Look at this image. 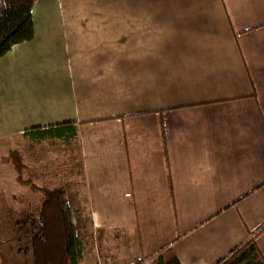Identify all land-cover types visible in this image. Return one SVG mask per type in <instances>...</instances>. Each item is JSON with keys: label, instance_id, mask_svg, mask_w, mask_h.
I'll return each instance as SVG.
<instances>
[{"label": "crops", "instance_id": "crops-1", "mask_svg": "<svg viewBox=\"0 0 264 264\" xmlns=\"http://www.w3.org/2000/svg\"><path fill=\"white\" fill-rule=\"evenodd\" d=\"M33 18L0 58V199L19 215L40 198L18 148L39 183L82 172V264H214L250 239L264 254V0H37ZM65 122L77 141L23 133ZM44 142L77 144L81 171L29 175Z\"/></svg>", "mask_w": 264, "mask_h": 264}, {"label": "trees", "instance_id": "trees-1", "mask_svg": "<svg viewBox=\"0 0 264 264\" xmlns=\"http://www.w3.org/2000/svg\"><path fill=\"white\" fill-rule=\"evenodd\" d=\"M37 0H0V29L9 23L14 28L5 36L0 32V58L15 44L35 36L33 9ZM70 127V129H69ZM37 140L77 141V126L72 122L33 127L23 132ZM8 160L16 170L19 185L38 193L41 207L15 221L14 238L25 242L19 251L33 255L34 264H82L94 241V220L90 199L84 189L82 172L62 183L50 185L27 178L30 168L21 149L9 151ZM162 264H181L176 253H169ZM214 264H264V254L254 239L237 245Z\"/></svg>", "mask_w": 264, "mask_h": 264}, {"label": "rangeland", "instance_id": "rangeland-1", "mask_svg": "<svg viewBox=\"0 0 264 264\" xmlns=\"http://www.w3.org/2000/svg\"><path fill=\"white\" fill-rule=\"evenodd\" d=\"M0 32L1 34L4 33L5 28H1ZM25 152L30 155V149H26ZM34 152L36 155H38V158H36L38 159V161L31 160L34 166H32L33 170L28 174L36 177L37 179L52 178L53 173L57 171V168L68 161H70V163H73V170L78 171V173L81 171V167L79 166V149L77 144H72L69 148H67L62 143L44 142L43 144L38 145V147L34 149ZM66 152L68 153L67 156L65 154ZM29 157L31 159V155ZM47 165L48 168H46ZM28 198L29 197L25 196L23 197V200H27ZM9 202L10 201L8 199H0V235L2 236L0 241V264H34L32 254L19 251V247L25 245V242H17L14 238L16 229L15 221L18 218L23 217L25 213H20L19 215H17L16 211L12 210V204H10V207H8ZM32 204V212H38L41 207V199H33ZM5 208H9L8 214L12 215H8L4 211ZM29 211L30 210L28 208L26 213H28ZM10 225L12 235L8 237V227ZM8 258H10V260ZM101 258L102 257H100V259Z\"/></svg>", "mask_w": 264, "mask_h": 264}, {"label": "built area", "instance_id": "built-area-1", "mask_svg": "<svg viewBox=\"0 0 264 264\" xmlns=\"http://www.w3.org/2000/svg\"><path fill=\"white\" fill-rule=\"evenodd\" d=\"M97 264H107V261L105 259H99V261L97 262ZM126 264H138V262L134 263V262H130V263H126Z\"/></svg>", "mask_w": 264, "mask_h": 264}]
</instances>
